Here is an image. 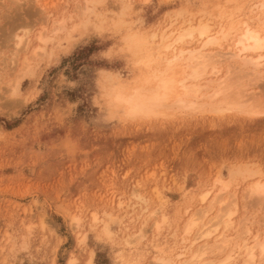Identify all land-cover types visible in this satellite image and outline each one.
<instances>
[{
	"label": "rangeland",
	"instance_id": "obj_1",
	"mask_svg": "<svg viewBox=\"0 0 264 264\" xmlns=\"http://www.w3.org/2000/svg\"><path fill=\"white\" fill-rule=\"evenodd\" d=\"M263 2L0 0V264H87L91 257L93 264L177 261L189 215L203 214L200 223L206 224L221 214L217 205L210 210L213 195L224 200L221 208L235 200L234 226L241 220L243 230L246 222L252 236L262 237L264 205L258 208L246 195L253 181H264V59L259 80L240 62L242 55L232 58L236 50L223 39L206 49L198 48L204 40L175 46L224 53L217 59L221 71L205 79H222L229 69L228 77L240 78L247 94L258 98L256 113L216 112L205 104L203 110L173 106L134 117L112 106L107 92L112 83L139 85L144 67L136 60L171 55L172 49H159L187 26L206 23L210 35L243 21L262 28L257 20L264 15L256 7ZM58 20H64L61 29ZM11 52L17 53L13 69ZM244 171L250 172L246 178L235 173ZM215 180L229 190L220 191ZM212 250L205 259H221L227 251ZM237 251L230 264H242Z\"/></svg>",
	"mask_w": 264,
	"mask_h": 264
},
{
	"label": "bare ground",
	"instance_id": "obj_2",
	"mask_svg": "<svg viewBox=\"0 0 264 264\" xmlns=\"http://www.w3.org/2000/svg\"><path fill=\"white\" fill-rule=\"evenodd\" d=\"M256 8H257V11H259V14L264 15V2L261 3L259 7H256ZM124 9L125 7H123V11ZM230 17L231 15L229 16V18ZM256 17H257V14H256ZM258 18L259 17L255 19L257 20ZM262 19L263 20H257V23L258 21H260V23L262 21L261 24L263 25V26H260L262 27L260 29L256 28L257 30H255L254 28L252 29L246 21L241 22L239 26L238 24L222 25L221 23L222 26H219V30L216 33L214 32L215 33L214 35H210L212 27H210L206 23L199 22L198 25H196L195 27H192L191 25L189 27L188 26L185 27L186 29L182 28L183 32L182 33L179 32L176 37H172V34H171V37L173 38V40L169 41L168 43H165L164 47H161L159 51H160V54H162V53H165V51H170L172 49V54L171 55L162 54V56L158 58V60H156L157 58H154V57H153L154 59L149 57V58H141L139 60H136L135 62L136 66L144 67V70H143L144 75L142 76L139 82V85L132 86V88L129 89L125 87V85H122V83L120 82H117V84L112 83V86L107 92V96L109 97L108 98L109 103L112 106H115V108H118V109L122 108L126 115L134 116V117L150 115V114L157 115V114H160V112L163 109H166V108L169 109L170 107H173V106L179 109H189L190 108V110L192 109L194 110V108H200L201 105H205V104L209 106L212 111H216V112L222 111V110L226 111L227 109H235V108L241 109L244 111H248V110L254 111L256 107H258L257 105H255L256 104L255 101H257L256 99L258 98L255 99L256 96L254 94H247L249 90H247V88L246 89L244 88L245 86L244 84L246 83L242 82L240 78H237V79L235 78L233 80L231 79V76L229 78L228 76L231 72V71L229 72V69L227 70L226 76H224L222 79H219V80H209V79L206 80L205 79L206 77L211 76V75H214V78H215V76H217V74L221 71L218 67L219 62H217V59H219V57L221 58L222 56L221 54H224V53L222 52L220 53L219 51L220 56H219V53H217L216 54L218 56L217 57L214 53H211L212 51L218 52L216 50H212L213 48L210 51L211 54L208 52L207 53L203 52L202 51L203 49L202 50H199V49L208 47V45L210 46L213 44H217L221 39H223L224 41L227 42V44L230 43V45L233 46V48L236 50L234 53L235 56L232 58H235V57L237 58L242 55L243 58L240 59V62L244 66L250 67L251 70L250 69L249 70L255 74L254 75L255 77L258 76L259 78L260 74H258V72L260 71V69L258 71L257 69L258 67L263 66V65H260V63L263 64V61L259 62V60L264 59V17H262ZM59 20L55 23L58 26V28L61 29L64 25V20H61V21ZM168 38L167 36L165 37V39L167 40ZM42 39H44L43 35H42ZM165 39L163 40L161 39V40L164 41ZM187 39H190V41L196 40V42L204 40L205 42L203 44L201 43L202 44V45L200 44L201 46L200 45L198 46L199 48L198 50L197 48L195 49L192 48L190 50L189 49L184 50L181 47L179 48L175 47V46H178L179 43L180 44L184 43ZM219 47H221L220 43H219ZM38 50L40 51L42 50V48L40 47L36 48L33 54L35 55L38 52ZM16 51H17V48H16ZM11 53L10 54L12 58L10 57L11 58L10 65L12 67L9 65V68L11 67L13 69L14 63H15L14 57L17 56V53L16 55H14V52H11ZM133 55L136 56V53L134 52ZM231 55H230V58H231ZM248 55H251V56L248 57ZM221 59L223 60V56ZM149 61H151V63L158 61V63L151 66L149 64L150 63ZM243 65L241 67H244ZM229 67L230 66L227 65L225 69ZM245 70H248V69H244V71ZM262 72L264 73V70L261 71V73ZM248 77H247V80L249 79L248 81L250 82L252 81L256 83L258 82L257 78H255L257 79L255 81L254 78L253 80H250L251 78L250 77L248 78ZM243 78L246 79L245 76ZM108 82H111V81L108 80ZM250 82H247L248 83L247 86L250 85L249 84ZM15 84H16L15 86L17 87L19 85V80H16ZM202 98L205 99L204 103L199 102V100ZM235 173H237V175H240L246 178L247 176L245 175H249L250 172L246 173L244 171V173L243 172H235ZM256 174L257 173L252 172L251 174L252 176L250 175V177L253 178L254 175ZM231 175L233 176V174ZM216 182H218V180ZM220 184H221L220 191H223L226 193L227 191H224V190H229V184H224L221 182ZM208 193L209 191H207L200 197V203H203L206 200V198L208 197ZM132 195L137 200L141 201L142 203L144 204L147 203L146 200H144L145 198H142L141 196L139 195L137 196L135 194H132ZM213 197L214 198L212 199L213 200L212 205L210 202L212 200H210L208 204L209 207L211 206L210 210H212V208L217 205V207L216 208L214 207V208L217 211L220 210L221 214L217 213V215L213 218H210V220H208L206 224L200 223L201 218L202 217L204 218L203 214L200 215L201 218H199L200 216L197 217L199 214L196 215L193 213L191 217H190L191 214L189 215L190 218L187 216L188 221L184 223L183 232L181 228V236H182V233H183V236L182 238L180 237L181 240L185 242V244L181 248L179 253H177L176 255L175 259H178V260L174 261V260H171L170 258L159 257V258L154 259V262L156 261V263L158 264H230L233 261V255H234L235 249L236 251L238 250L237 252H241L240 255L241 257H243L242 264H256L258 263L256 261L258 258L261 260L264 258V234L263 232L261 231L263 234V236L261 235L262 237H260L258 234L252 236L253 232L250 229L252 227L250 228L247 227L248 225H246V222H244L243 224L244 230H243L241 228L242 227L241 220L239 221V224H240V225L238 224L239 226L238 225L234 226L232 216L234 215V209L236 210V208H234L235 200L232 202H229V205L227 208H221L218 205L224 204V200H219L217 195H213ZM246 198L251 199V202L253 201V203H255L254 205H257L258 208L259 206L264 205V181L260 179L253 181L248 186ZM131 208H134V207L131 206ZM260 208H263V207H260ZM73 220L78 222V219L76 217H73ZM93 220L95 221L96 217H93ZM185 220H186V217H185ZM250 223L251 225H253L252 223L254 222L251 221ZM75 224H78V223H75ZM155 227L158 228L159 224L156 223ZM219 228H221V230L219 231V233H217ZM239 230L241 231L243 230V232ZM215 232L216 234H219V235L216 238L213 237L215 238L214 239L215 241L212 240L211 242L212 245H211L210 242L208 243L206 241V239H208L209 237H211L212 239L211 235L214 234ZM238 232H241V233H238ZM233 235L235 236L231 237ZM130 237H131L130 235L126 239L124 237L126 241L125 243L127 244L131 243ZM84 239L85 238H82L81 241H84ZM208 244H210L211 246L210 248ZM211 248L216 250L215 252L212 250L214 253L216 252L218 253L223 250H227V251L225 252V254H223V256H221L222 258L219 257L221 259L215 260L216 257L214 259L213 258L205 259L206 257L204 258V256L206 255L208 250L211 251ZM256 251H258L257 252L258 256L256 255ZM213 252L212 254H214ZM209 254H211V252H209ZM212 254L211 256H213ZM235 258H238V257H235ZM67 264H75V262L74 260L70 259ZM87 264H93L92 257L89 259ZM262 264H264V262Z\"/></svg>",
	"mask_w": 264,
	"mask_h": 264
}]
</instances>
